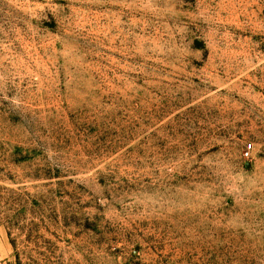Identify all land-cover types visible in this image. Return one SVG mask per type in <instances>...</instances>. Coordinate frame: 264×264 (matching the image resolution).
<instances>
[{
    "label": "rangeland",
    "instance_id": "rangeland-1",
    "mask_svg": "<svg viewBox=\"0 0 264 264\" xmlns=\"http://www.w3.org/2000/svg\"><path fill=\"white\" fill-rule=\"evenodd\" d=\"M0 264H264V0H0Z\"/></svg>",
    "mask_w": 264,
    "mask_h": 264
}]
</instances>
